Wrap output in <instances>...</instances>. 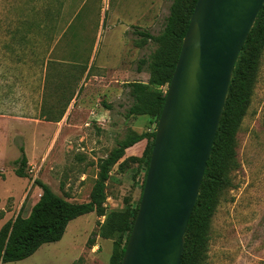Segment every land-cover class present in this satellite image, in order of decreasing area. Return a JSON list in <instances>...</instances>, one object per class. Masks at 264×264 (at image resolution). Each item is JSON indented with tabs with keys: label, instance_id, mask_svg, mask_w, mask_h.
Wrapping results in <instances>:
<instances>
[{
	"label": "rangeland",
	"instance_id": "obj_1",
	"mask_svg": "<svg viewBox=\"0 0 264 264\" xmlns=\"http://www.w3.org/2000/svg\"><path fill=\"white\" fill-rule=\"evenodd\" d=\"M59 1L57 8L56 0H0V48H12L20 61L12 96L19 115H26L23 111L37 115L39 110L35 90L40 81L33 84L36 89L27 81L30 60L44 56L51 60V77L60 74V95L70 96L79 89L65 123L19 119L16 142L25 141L29 177L15 176L12 164L0 166V227L18 214L28 215L40 195L34 179L71 202H87L98 160L130 132L149 133L156 126L145 115L124 117L132 103L125 84L147 82V64L138 71V61H148L156 45L147 40L137 47L142 40L137 31L160 33L172 0ZM30 4L35 9L26 13V44L13 46L20 38V32H14L16 17ZM55 64L61 65L60 72L53 70ZM160 89L166 91L167 85ZM8 94L4 88L3 98L9 99ZM61 100L56 97L50 103L57 109ZM146 142L142 140L137 150L127 149L112 167L105 190L107 211L137 205L145 170L134 158L141 156ZM228 178L210 220L203 264H264V48ZM103 221L95 213L79 216L68 223L59 241L43 244L26 259L4 264H108L112 243L96 236Z\"/></svg>",
	"mask_w": 264,
	"mask_h": 264
},
{
	"label": "trees",
	"instance_id": "obj_2",
	"mask_svg": "<svg viewBox=\"0 0 264 264\" xmlns=\"http://www.w3.org/2000/svg\"><path fill=\"white\" fill-rule=\"evenodd\" d=\"M195 3L196 0H172L160 33L151 35L147 32L137 31L138 35L142 37V40L136 42L137 47H142L145 41L151 40L156 48L148 61L143 58L138 61V71L141 70V66L147 64V82L134 81L125 84L132 99V103L124 111L125 118L145 115L151 119L150 122L157 123L166 93L160 88L168 86L170 82ZM60 5V1L56 0V7L58 8ZM30 6L27 10L23 9L20 16L16 17L17 28L14 32H20V38L18 42H12L13 46H17L19 42L22 45L26 44L25 35L29 33L26 13L35 9L33 4ZM263 48L264 3L242 45L233 68L197 199L187 222L180 264H203L210 220L218 203L219 192L230 182L228 172L236 159V136L250 102ZM70 99L68 98L64 102L61 110L50 119L51 121H59L60 117L64 115ZM106 107L109 109L108 106ZM41 114L43 113L41 112ZM50 115L52 114H47V117ZM154 132L155 128L149 133L130 132L117 142V145L109 151L106 157L98 160L97 177L87 202H71L65 197L55 194L45 183L34 179L33 185L40 189V195L28 215L24 217L18 214L13 220L5 222L0 227V264L21 261L34 254L43 244L59 241L70 221L88 213L104 217V221L99 223L96 236L110 240L112 243L108 264H120L140 198L134 208L126 205L118 210L107 211L105 207L106 182L110 177L112 167L124 157L125 151L139 149L141 141L145 139L147 142L141 156L134 159L142 164L146 174ZM19 151L20 156L14 162L13 172L17 177L28 178V161L22 146L19 147ZM118 166L120 167L121 163Z\"/></svg>",
	"mask_w": 264,
	"mask_h": 264
},
{
	"label": "water",
	"instance_id": "obj_3",
	"mask_svg": "<svg viewBox=\"0 0 264 264\" xmlns=\"http://www.w3.org/2000/svg\"><path fill=\"white\" fill-rule=\"evenodd\" d=\"M264 0H196L120 264H180L234 65Z\"/></svg>",
	"mask_w": 264,
	"mask_h": 264
},
{
	"label": "crops",
	"instance_id": "obj_4",
	"mask_svg": "<svg viewBox=\"0 0 264 264\" xmlns=\"http://www.w3.org/2000/svg\"><path fill=\"white\" fill-rule=\"evenodd\" d=\"M13 51L14 50L12 49H8L4 51L0 48V166L6 164L10 166L12 164L14 169L15 168L14 162L20 156L19 147L20 146L23 147L24 153L26 150L24 146L25 141H24V145L22 144L17 145L16 142V139L19 137V128H18L19 119L26 121L39 120L52 124H57L62 122L65 123L66 122L65 120L67 118V116H65V113L68 112L74 106L79 89L77 88L74 89V91L70 93V96L69 95L67 96L65 94L60 95L59 94L61 92L60 74L59 77L57 76L51 77L52 69L51 66H49L51 60L46 56L42 58H35V60L34 59L30 60L26 62V64H28L27 81L31 86L35 82L40 81V88L36 89V86L33 85V89H36L35 91L38 92L37 95L40 97L39 110L37 112V115H34V113L33 115H30L29 111H23L26 115L20 116L19 104L18 102H14L12 99L13 90H14L13 83L15 82L16 84V82H18L19 64H20L19 57L17 56V54L13 53ZM29 65L32 68L29 69ZM53 70L55 71V73L58 71L60 72L62 70V67L60 64H55ZM4 88H7L9 91L8 94L10 95L9 99L3 98ZM56 97L62 99L61 103L59 104L60 107H62V105L68 98H71L64 111V115L60 117L59 121L57 122L50 120L52 117L56 115H50L46 117L47 114L58 113L61 110L59 106L57 109H54L52 107V104L50 103L51 100L55 99ZM43 98H45L46 100L45 104L43 103L42 100ZM43 104L45 105L44 107H42ZM41 112L43 114H41ZM101 240H105V239H101Z\"/></svg>",
	"mask_w": 264,
	"mask_h": 264
}]
</instances>
